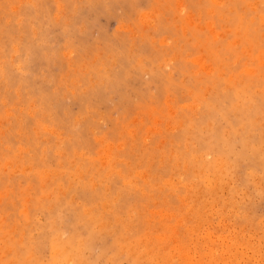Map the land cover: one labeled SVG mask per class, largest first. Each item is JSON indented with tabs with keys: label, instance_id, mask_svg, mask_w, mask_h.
Wrapping results in <instances>:
<instances>
[{
	"label": "rangeland",
	"instance_id": "1",
	"mask_svg": "<svg viewBox=\"0 0 264 264\" xmlns=\"http://www.w3.org/2000/svg\"><path fill=\"white\" fill-rule=\"evenodd\" d=\"M0 264H264V0H0Z\"/></svg>",
	"mask_w": 264,
	"mask_h": 264
},
{
	"label": "clouds",
	"instance_id": "2",
	"mask_svg": "<svg viewBox=\"0 0 264 264\" xmlns=\"http://www.w3.org/2000/svg\"><path fill=\"white\" fill-rule=\"evenodd\" d=\"M62 237L66 238L67 237V234L66 233L62 234Z\"/></svg>",
	"mask_w": 264,
	"mask_h": 264
}]
</instances>
